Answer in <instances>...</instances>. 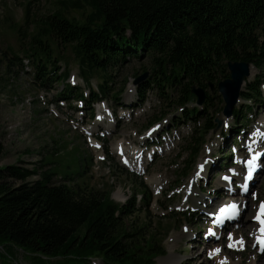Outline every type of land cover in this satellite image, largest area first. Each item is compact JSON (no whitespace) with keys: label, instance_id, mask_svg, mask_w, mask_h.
<instances>
[{"label":"rangeland","instance_id":"rangeland-1","mask_svg":"<svg viewBox=\"0 0 264 264\" xmlns=\"http://www.w3.org/2000/svg\"><path fill=\"white\" fill-rule=\"evenodd\" d=\"M54 1L0 0V141L4 146L0 167L17 165L36 169L43 166L44 170L55 172V180L68 176L74 184L105 192L118 203H124L134 196L139 209L123 220L124 225L127 231L132 232L134 246L139 248L135 254H150L148 249L153 246L164 248L161 255L155 256L153 253V264H207L205 258L212 260V256L209 257L214 247L224 248L219 254L220 260L224 261L214 258L211 262L209 260V264H248L254 255L257 264H264V249L254 244L255 233L249 230L253 226L252 209L257 208L259 200L264 201V154L259 164L261 171L249 186V195L250 198L255 197L254 202H251V210L250 205L245 206L240 222L233 226L234 236L229 235L232 226L220 230L218 225L212 229L208 223H203L211 216L208 215L211 206L206 205L207 199L219 203L226 198L220 190V176L223 172L234 170L236 158L245 156L243 144L250 131L256 122L264 121V81L259 85L260 104L251 105L253 110L250 113H243L249 102L239 99L235 106L242 112L239 119L234 115L225 117L219 111L224 102L218 93L216 81L212 83V89H206L211 96L207 106L197 103L177 106L175 93L168 99L160 97L158 85L145 91L146 100L138 102L137 90L141 82L135 83V79L144 73H147L144 79L151 77L150 60L142 58L117 70H109L107 74L113 77V82L107 99L94 104L92 112L89 108L80 110L79 103L58 98L62 83L54 84L51 88L34 83L30 63L23 59L22 54L19 53L22 65L14 59L13 64L8 61L11 54L7 48L18 50L16 29L23 22L25 8L28 6L30 16L39 18L54 8ZM88 13L86 8L70 9L66 16L82 21ZM53 47L64 59L59 66H66L69 71L68 79L63 81L70 86L80 87L89 95L87 86L78 75L77 61L70 48L62 45ZM101 76L99 72L90 80L92 91L101 82ZM257 76L264 78V66L259 69L253 67V76L246 78L242 89ZM117 91L118 97L113 99L112 94ZM165 92L167 90L161 95H166ZM194 105L201 109L202 114L209 106L203 118L214 116L221 121V125L205 136L193 160L189 149L190 137L196 138L200 134L204 119L195 121L184 117L183 112ZM98 115L100 119H97ZM198 118L195 114V119ZM241 121H244V125ZM261 139L264 141V132ZM120 144L128 157L141 156L144 160L139 159L142 166L135 168L129 165L128 160L125 161L129 164L121 161L115 150ZM191 160L194 162L191 163ZM200 162L208 163L213 169L210 182L208 177L204 180L196 178L194 184L192 176L198 169L197 175L203 176L200 169L204 165ZM187 165L189 170L183 174ZM242 181L241 176L237 180L232 179L239 191ZM193 184L195 193L188 197L186 191ZM118 192L120 196H116ZM186 198L202 201L206 205L205 214L196 210L197 203L190 206L191 201H186ZM243 228L246 243L231 247L228 240L240 239ZM205 232L213 233L212 244L203 238ZM172 243L176 245L172 246ZM5 249L18 257V264H29L26 255L19 256L20 249L11 244H7ZM15 249L19 250L18 253ZM1 260L11 261L7 254H0ZM38 262L44 261L38 259ZM92 264L102 262L94 258Z\"/></svg>","mask_w":264,"mask_h":264},{"label":"trees","instance_id":"trees-1","mask_svg":"<svg viewBox=\"0 0 264 264\" xmlns=\"http://www.w3.org/2000/svg\"><path fill=\"white\" fill-rule=\"evenodd\" d=\"M54 3V8L39 18L30 16L28 6L25 8L23 22L16 29L18 50L7 48L11 54L8 61L13 64L14 59L22 65V54L30 63L34 83L47 88L62 83L58 98L81 100L91 109V104L107 98L113 82L107 72L142 58L150 60L151 77L140 81L136 101H145L144 92L158 85L160 97L168 99L175 93L177 106L196 104L192 88L204 91L202 105L207 106L211 96L206 89L214 81L217 85L229 77V61H244L256 69L264 66V0ZM85 8L89 13L82 21L66 16L70 9ZM53 45L70 48L89 96L80 87L63 81L69 71L59 66L64 59ZM99 72L101 82L92 91L90 80ZM262 81L264 78L257 76L242 89L239 97L249 102L244 114L253 110L251 105L260 104ZM164 90L167 94L161 95ZM207 108L202 114L194 105L184 109L183 116L197 121ZM232 115L239 119L242 112L234 107ZM240 123L244 125V121ZM202 127L196 138L190 137L193 160L205 136L216 127L214 116L206 117ZM3 155L0 141V159ZM184 169L186 174L189 166ZM54 174L43 166L0 167V254L11 259L1 260L0 264H18V257L5 249L7 244L20 249L19 256L26 255L29 264H92L94 258L102 264H153V253H164L163 247L153 246L148 249L150 254H135L139 248L134 246L132 232L127 231L123 221L139 209L134 196L124 203L114 202L105 192L76 185L68 176L55 180Z\"/></svg>","mask_w":264,"mask_h":264},{"label":"bare ground","instance_id":"bare-ground-1","mask_svg":"<svg viewBox=\"0 0 264 264\" xmlns=\"http://www.w3.org/2000/svg\"><path fill=\"white\" fill-rule=\"evenodd\" d=\"M251 67L252 66H250L248 77L253 76V67L252 68ZM245 80H244V82H245ZM244 82H243V84H244ZM262 132H264V121L263 120L260 121V122H256V124L254 125V127L250 131L249 136L246 138V140H245V142L243 144V148H244L243 150L245 151L244 152L245 156H243V158L253 159L254 155H256V156L257 155L262 156V154H264V141H262V139H261V133ZM121 149H123V147H122L121 144H120V146L118 145L116 147V149H115L117 151L116 152V155H118L120 157V160L121 161H124V163H128L129 162L130 164L129 163L128 164L130 166H132V167H135V168H137L138 166H142L141 163H140V160H143L141 156H138L136 154L134 156L128 157L125 151H123V153L120 155L118 151L121 150ZM125 160H128V162H126ZM213 162H215V161H213ZM260 163L261 162H259V164ZM199 164H203L204 165L203 168L200 169V172L203 173V176L202 175H197V173L199 172V169H198V172L195 173L194 176H192L193 179L191 178L192 180H195L194 181V184H196V182H197V179L196 178H198V180H200V179H203L204 180V179H206V177H208L209 178L208 179V182H210L209 180L211 178V171L213 169L208 165V163L200 162ZM244 171H245V169L242 166V161L240 162V160H238V164L236 166H234V170L232 172H230V171L223 172V175L224 176H230L234 180H237L238 177ZM258 173H260V171ZM256 176H258V174L255 175V177ZM219 180H220V182H222V184H221L222 186H221V188L220 187L219 188H220V190H222L221 192L226 193V195H225L226 198H224L219 203H217L216 200L214 201V199H209V198L207 199L206 205L207 206H211L210 210H208L209 211L208 212L209 213L208 215H212V216L211 217H207V220L206 221H203V223L204 222L205 223H208V225H209L208 227H210L212 229H216L215 228V225H218V224L216 223V221L214 219V216L216 214H218L219 211L223 207L231 206V205L235 204L236 205V208L234 209V212H235L236 217H237L236 220L235 221H232L231 223H227V224L225 223V225H224V226H228V227L229 226H232L231 232H229L231 234H229V235L234 236L233 233H235V229H234L233 226L235 224H237V222H240V219L242 218V212H243L245 206L247 207V205H250V210H251V206H252V203L254 202V198L255 197L252 196V198H250V195H249L248 192L247 193H244L246 196H242V195L240 196V194H239V188H237L236 186H234V183H231V182L230 183H227L226 181H223L221 179V176H220ZM204 182L207 183V180H205ZM194 184H193L192 187H190V190H188L189 188L187 187V190L188 191H186V194H187L188 197H190V196L192 197L194 195V193H195ZM116 196H120L119 192H118V194H116ZM189 200L191 201L190 206L193 207V206L196 205L195 203H197L198 206H196V210L200 211L202 214H205V209L204 208L206 207V205H203L202 204V201L195 202V201H193L191 199H187L186 198V201H189ZM205 200H206V195H205ZM255 211H256V209L254 210V208H253L252 209V217L254 218V223L252 222V225L253 226L252 227L250 226L249 230L252 229V231H254L255 234L254 235L252 234L253 235V240H255V243H256V244L255 243L254 244L259 247V245L257 244V243H259L258 238L260 236L261 237H264V228H262L260 226V224L263 223V221H264V210L259 215H256ZM244 230H245V228H243L240 231V239L234 240V238H232L230 241L228 240V243L231 244V247L234 246L235 244H237V245L240 246V245L246 243V241H245L246 240V236L244 235ZM217 232L218 233H221V234L223 233L220 230H217ZM203 238L207 241L208 244H212V243H210V241H212L214 239V237L211 234H208V232H205ZM229 238H230V236H229ZM230 244H228V245H230ZM175 245H176V243H172V246H175ZM215 245H213V246H215ZM213 246L211 245V247H213ZM226 246H227V244H226ZM234 248H236V247H234ZM214 249H216V251ZM222 249L224 250V248H220V247L215 248L214 247L213 248V252L211 251L212 254L210 255L209 258H211V256H212V260H214V258H215V259H218V261H221L220 260L221 259V255L219 256V254H221L223 252ZM172 252H174V250ZM222 255H224V253ZM224 257H226V255ZM255 258L256 257L254 255L253 258L251 260H249L248 264H257L256 261H255ZM205 259H206L207 264H209V260L210 259H207V258H205ZM212 260H210V262ZM223 261H224V259H223ZM223 261H221V262H223Z\"/></svg>","mask_w":264,"mask_h":264},{"label":"water","instance_id":"water-1","mask_svg":"<svg viewBox=\"0 0 264 264\" xmlns=\"http://www.w3.org/2000/svg\"><path fill=\"white\" fill-rule=\"evenodd\" d=\"M227 69L229 71V77L220 80L217 83V90L220 94L224 106L222 113L225 117L232 115L233 109L239 101V96L242 91V85L245 78L249 75L250 66L244 61L227 62ZM147 73L142 74L135 79V83L146 78ZM213 88V85H210ZM192 92L196 96V103L202 104L206 99L205 93L202 89L192 88ZM216 127L221 125V121L215 119Z\"/></svg>","mask_w":264,"mask_h":264},{"label":"snow or ice","instance_id":"snow-or-ice-1","mask_svg":"<svg viewBox=\"0 0 264 264\" xmlns=\"http://www.w3.org/2000/svg\"><path fill=\"white\" fill-rule=\"evenodd\" d=\"M226 207H228V206H226ZM230 207L233 208V209H235V208H236V205L233 204V205H231ZM222 211H223V210H222Z\"/></svg>","mask_w":264,"mask_h":264}]
</instances>
